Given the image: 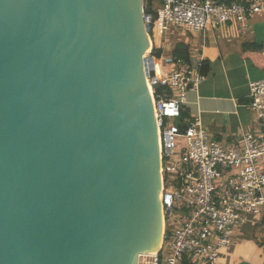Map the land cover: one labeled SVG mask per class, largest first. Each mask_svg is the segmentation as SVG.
<instances>
[{
  "label": "water",
  "instance_id": "95a60500",
  "mask_svg": "<svg viewBox=\"0 0 264 264\" xmlns=\"http://www.w3.org/2000/svg\"><path fill=\"white\" fill-rule=\"evenodd\" d=\"M151 30L144 0H0V264L158 254Z\"/></svg>",
  "mask_w": 264,
  "mask_h": 264
},
{
  "label": "built area",
  "instance_id": "2783aa9c",
  "mask_svg": "<svg viewBox=\"0 0 264 264\" xmlns=\"http://www.w3.org/2000/svg\"><path fill=\"white\" fill-rule=\"evenodd\" d=\"M153 11L164 20L163 33L178 27L191 35L185 41L190 57L176 56L169 38L161 54L159 48L151 50L156 75L148 81L158 128L165 232L158 254H141L138 264H219L246 228H264V78L250 83L247 101L261 124L257 130L219 140L199 116L183 113L188 94L207 78L211 31L230 23L247 28L250 19L264 18V0H144V20L150 25ZM197 36L200 45L190 42ZM156 85L168 88L170 97L158 94ZM169 215L177 216L171 225Z\"/></svg>",
  "mask_w": 264,
  "mask_h": 264
},
{
  "label": "crops",
  "instance_id": "0c3cea01",
  "mask_svg": "<svg viewBox=\"0 0 264 264\" xmlns=\"http://www.w3.org/2000/svg\"><path fill=\"white\" fill-rule=\"evenodd\" d=\"M190 42L201 44L198 36ZM207 43V78L198 90L188 94L187 114L199 116L210 135L219 140L259 129L261 124L247 101L250 83L264 78V18L250 19L247 28L230 23L211 31ZM247 43L261 48L248 49ZM242 241L238 240L233 247L240 246ZM251 250L249 259H240L236 264H264V245Z\"/></svg>",
  "mask_w": 264,
  "mask_h": 264
},
{
  "label": "rangeland",
  "instance_id": "374dc122",
  "mask_svg": "<svg viewBox=\"0 0 264 264\" xmlns=\"http://www.w3.org/2000/svg\"><path fill=\"white\" fill-rule=\"evenodd\" d=\"M163 23H164L163 18L162 17L159 18L158 21H156L155 23L154 32L150 34V38L152 41V49L153 48L161 49V46L165 45L164 38H169L170 40V43H168L169 46L171 44V46L174 45V47L178 42L180 41L185 42L188 39H190L191 35L188 32H186L184 29H180L178 27H173L168 34L163 33L161 30V26ZM152 49H150L147 52L148 56L152 55V51H151ZM164 217L165 216L163 212V218ZM176 220H177V216L174 218L170 217V215L167 216V221H169L170 225L172 222H175ZM163 221H164L163 228L165 231V220L163 219ZM250 228L249 227L247 228L246 234L243 238L241 245L237 247H233L232 249H230V251L226 252L223 255L221 264H236V262L240 259H246V258L249 259V256H251L252 253L251 249L255 248L256 246L262 247L264 245V228L263 227H257V228L250 227Z\"/></svg>",
  "mask_w": 264,
  "mask_h": 264
},
{
  "label": "trees",
  "instance_id": "16d2710c",
  "mask_svg": "<svg viewBox=\"0 0 264 264\" xmlns=\"http://www.w3.org/2000/svg\"><path fill=\"white\" fill-rule=\"evenodd\" d=\"M150 3H153V0H150ZM153 13H154V15H155V22L151 25V27H152V30H151V33H153L154 32V27H155V23H156V21H158V19H159V14L156 12V11H153ZM248 49H251V47L252 48H256V49H260L261 48V46L260 45H258V44H256V43H252V44H246L245 45ZM189 45L188 44H186L185 42H178L176 45H175V47H174V49H173V53L176 55V56H178L179 58H182V59H189V57H190V52H189ZM157 53H159V54H161L162 53V49H160L159 48V50L157 51ZM207 66V61L205 62V65H204V71L206 72V67ZM155 89H156V92L158 93V94H160V95H166L167 97H170V95H171V93H170V91H169V89L168 88H165L164 86H162V85H156L155 86ZM183 115H188L187 114V111H185L184 113H183ZM250 228V227H249ZM251 229V228H250ZM246 230H247V228L245 229V232H244V235L242 236V238L241 239H243L244 238V236H245V234H246ZM186 264H190L189 262H187Z\"/></svg>",
  "mask_w": 264,
  "mask_h": 264
},
{
  "label": "bare ground",
  "instance_id": "6f19581e",
  "mask_svg": "<svg viewBox=\"0 0 264 264\" xmlns=\"http://www.w3.org/2000/svg\"><path fill=\"white\" fill-rule=\"evenodd\" d=\"M150 48L148 49V51L150 50V49H152V41L150 40ZM147 51V52H148ZM147 81H148V79H147ZM148 89H149V92H150V95H151V99H152V101H153V95H152V88H151V85H150V82L148 81ZM158 143H159V137H158ZM161 187H162V183H161V185H160ZM163 188V187H162ZM161 188H160V200H161ZM161 209V211H160V218H161V226H160V240H159V246H160V244L162 243V238H163V234H164V221H163V212H164V210H163V208L161 207L160 208Z\"/></svg>",
  "mask_w": 264,
  "mask_h": 264
}]
</instances>
